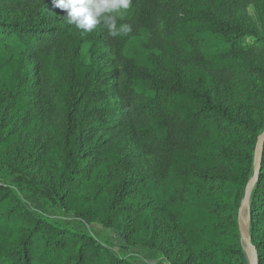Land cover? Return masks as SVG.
I'll return each mask as SVG.
<instances>
[{"label": "trees", "instance_id": "trees-1", "mask_svg": "<svg viewBox=\"0 0 264 264\" xmlns=\"http://www.w3.org/2000/svg\"><path fill=\"white\" fill-rule=\"evenodd\" d=\"M214 1L221 7L264 2ZM205 10L199 0H132L131 9L118 21L131 25V32L108 37L122 68L107 74L117 77L114 89L125 109L118 123L110 124L103 110L88 105L105 95L89 89L92 83L98 86L102 70L93 62L72 69L66 81L58 67L61 56L56 53L68 27L54 24L49 12L64 11L52 0H0V13L15 18L0 21V166L19 180L17 185L0 182V264H130L87 230L51 224L25 208L26 184L45 183L34 176L39 167L57 181V186L47 183L55 195L74 181V190L62 194L61 200L77 214L98 216L102 206L114 215L120 210L142 211L148 204L137 208L140 203L126 199L149 196L177 224L195 264H241L238 216L253 176L257 139L264 131V60L252 65L244 58H264V36L212 17L204 20ZM208 30H218L217 43H208ZM198 41L202 44L190 51L189 45ZM163 52L171 56L170 72L161 70ZM213 89L239 102L228 105L214 99ZM33 95L44 104L43 112L51 113L56 101L69 105V127L64 139L56 140L64 151L56 161L34 149L26 137V131L41 122L33 111ZM135 102H143L138 117L151 121L143 126L140 139L146 155L157 157L154 178L127 174L120 188L109 194L97 181L107 165L89 172L90 158L82 161L85 156L79 153L83 144L73 145L71 139L79 130L98 127L133 131L129 124ZM254 108L260 110L256 120ZM110 151L105 150L104 158L116 161ZM91 179L99 189L93 200ZM104 181L108 185L109 178ZM103 188L105 196L99 201ZM119 203L122 208L116 210ZM249 210L252 243L258 264H264V152ZM153 224L154 230L161 227L158 221ZM122 231L115 232L126 237L127 229Z\"/></svg>", "mask_w": 264, "mask_h": 264}, {"label": "rangeland", "instance_id": "rangeland-1", "mask_svg": "<svg viewBox=\"0 0 264 264\" xmlns=\"http://www.w3.org/2000/svg\"><path fill=\"white\" fill-rule=\"evenodd\" d=\"M199 1L206 7L204 20H209V17H212L217 22H224L230 27L240 26L255 36H264V2L247 7L237 3L221 7L214 0ZM49 16L54 24L68 27L65 43L56 53V55L61 56L58 60V67L63 70L65 80L69 81L71 79L72 69L88 66L94 62L97 68L102 70V77L98 82V86L92 83L89 89L100 93V95L105 93V95L103 98L91 100V104L88 105L103 110L105 120L108 123H118L117 119L123 116L125 109L119 94L114 89L118 79L115 75L107 74V71H118L122 68V64L118 54L109 43L107 28L101 24L91 33H82L73 25L67 23L65 12L51 11ZM7 19L10 21L15 20V18L10 19L8 14L1 12L0 21H6ZM207 38L209 44L217 43L220 34L218 30H208ZM200 44H202L201 41L190 44L188 49L191 51L198 48ZM159 57L161 70L170 72L172 70L169 65L171 56L163 52L159 54ZM244 59L252 65L260 64L264 60L262 57ZM42 75L44 74L42 73ZM192 85H195V82ZM35 88H38V85ZM50 92H54L51 83ZM212 96L214 99H220L228 105H237L239 102L237 98L233 101L232 97L222 89H213ZM32 100L35 103L32 104L34 114L40 118L41 122L35 129L27 130L26 137L34 149H42L47 157L56 161L64 151V146L60 143L57 144L56 140L64 139L69 127L67 114L69 105L60 104L56 101V104H54L55 109L48 113L43 112L44 104L39 102L38 95H33ZM142 104L143 102H135L131 105L132 112L137 109L129 124L130 128L134 129L133 131L123 129L108 130L98 127L89 131L79 130L74 133L71 139L73 145L81 146L83 144V151L79 153L85 156L82 161L90 158L86 162V168H88L89 172L96 167L107 165L106 169L97 177V181L104 187L107 186L109 194H113L120 188L121 179L127 177V174L131 177L143 173L146 177L154 178L153 170L157 157L146 155L144 145L140 139V131L142 132L143 126L146 127L151 122L145 115L138 117L137 112ZM251 111H253L252 115H254L255 120L258 119L260 116L259 108H254ZM54 145L56 148L52 149ZM106 149H111V155L116 158V161H112L110 156L108 159L104 158L107 154L105 153ZM80 167L83 168L84 166L81 165ZM124 174L126 175L123 176ZM34 176L38 180L39 178L44 179L45 183L36 184V187L27 183L23 191L21 190L23 192V204L34 217L46 219L47 222L60 227L87 230L89 234L102 241L115 253L126 257L130 264H195L187 243L182 235L177 232L180 230L177 224L149 196L137 194L135 196L131 195L126 199V201L133 203H140L137 208H140L143 204H148L142 211L139 209L137 211L120 210L122 207L119 203L115 207L116 210H120L118 215L108 212L107 206H102V210H99L100 215H98L100 217L93 215L82 216L67 207L61 200L62 194L74 190L75 184L73 180L69 182L71 185L63 187L60 195H55L51 188L47 187V183L52 182V180L49 179L43 168H36ZM106 178H109L108 185H104ZM0 182L6 185H17L19 180H17V175L11 170L0 166ZM53 184L57 186V181L52 182ZM94 184V180L91 179V187L93 189L89 195L90 199L99 190ZM105 189L103 188L101 190L102 194L98 195L99 201L101 197L105 196ZM131 197L134 198L129 199ZM246 215L250 219V212ZM157 221L160 222L161 227L158 230H154L153 223ZM117 228L123 230L122 232H124V228L127 229L126 237L117 234L115 232ZM177 233L179 234L177 238L173 237ZM242 248L241 264H252V252L247 250L243 244Z\"/></svg>", "mask_w": 264, "mask_h": 264}, {"label": "clouds", "instance_id": "clouds-1", "mask_svg": "<svg viewBox=\"0 0 264 264\" xmlns=\"http://www.w3.org/2000/svg\"><path fill=\"white\" fill-rule=\"evenodd\" d=\"M53 6L66 13L67 23L82 33H91L103 24L109 36L123 37L131 25L118 23L131 9L132 0H52Z\"/></svg>", "mask_w": 264, "mask_h": 264}, {"label": "water", "instance_id": "water-1", "mask_svg": "<svg viewBox=\"0 0 264 264\" xmlns=\"http://www.w3.org/2000/svg\"><path fill=\"white\" fill-rule=\"evenodd\" d=\"M263 152H264V131L258 136L257 139L253 176L246 186L243 204L239 212V231H240L241 241L243 246L247 250H250L252 252V256H253L252 264H258V257H257V249L252 243V238L249 232L250 219L249 216L248 217L246 216V214L249 212L252 191L256 182L258 181L259 174L261 171ZM246 217L248 223L247 226L244 225V221Z\"/></svg>", "mask_w": 264, "mask_h": 264}, {"label": "bare ground", "instance_id": "bare-ground-1", "mask_svg": "<svg viewBox=\"0 0 264 264\" xmlns=\"http://www.w3.org/2000/svg\"><path fill=\"white\" fill-rule=\"evenodd\" d=\"M246 216H247V215H246ZM247 224H248V223H247V217H246V219H245V221H244V225L247 226Z\"/></svg>", "mask_w": 264, "mask_h": 264}]
</instances>
